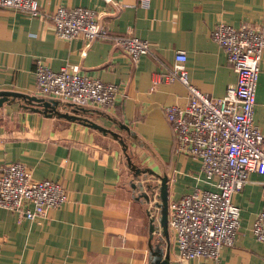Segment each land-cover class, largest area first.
<instances>
[{"label":"crops","instance_id":"crops-1","mask_svg":"<svg viewBox=\"0 0 264 264\" xmlns=\"http://www.w3.org/2000/svg\"><path fill=\"white\" fill-rule=\"evenodd\" d=\"M36 1L49 13L58 7L93 10L109 34L145 40L150 52L133 62L107 40L61 39L48 20L0 9V91L44 98L36 86L37 62L56 72L77 68L79 75L116 84L113 108L91 107L108 117L93 113L90 120L119 133L137 167L167 175L168 203L195 188L214 190L199 161L175 151L164 115L166 106L187 104L186 87L179 81L154 84V77L168 74L181 51L190 84L222 98L237 74L210 33L220 22L264 27V0H147L145 5L141 0ZM259 69L253 120L264 135V51ZM9 163L24 165L35 180L61 184L68 200L32 222L0 207V264H150V248L161 238L158 214L153 202L136 199L122 146L113 137L24 111L19 102L4 104L0 168ZM262 181L264 176L252 172L232 195L240 209L234 245L222 248L217 261L200 258L187 264H264V244L251 233L262 206ZM151 209L157 230L153 240L147 215ZM169 242V264H185L171 230Z\"/></svg>","mask_w":264,"mask_h":264},{"label":"built area","instance_id":"built-area-1","mask_svg":"<svg viewBox=\"0 0 264 264\" xmlns=\"http://www.w3.org/2000/svg\"><path fill=\"white\" fill-rule=\"evenodd\" d=\"M145 5L147 0H141ZM0 9L19 12L52 23L56 35L65 40L83 37L91 43L107 40L133 62L150 52V44L134 36L111 35L99 26L95 11L58 7L49 13L36 0H0ZM237 74L235 84L222 98H212L188 81L186 56L178 51L175 64L166 75L154 77V84L179 81L188 92L184 107L164 108L176 152L196 159L206 183L214 190L195 188L168 203V227L173 232L179 258L217 261L224 247L234 245L239 228L240 209L232 195L240 191L252 172L264 176V135L254 123L253 114L259 68L264 51V27L242 24L238 28L220 22L210 33ZM36 86L44 98L80 107L109 110L114 107L119 86L79 75L77 68L53 71L37 62ZM262 206L251 233L264 244V181ZM65 188L49 180H35L20 163L0 168V207L28 221L44 219L48 210L67 202Z\"/></svg>","mask_w":264,"mask_h":264},{"label":"water","instance_id":"water-1","mask_svg":"<svg viewBox=\"0 0 264 264\" xmlns=\"http://www.w3.org/2000/svg\"><path fill=\"white\" fill-rule=\"evenodd\" d=\"M111 3L110 0H106ZM99 26H102V22L99 21ZM92 41L91 43H93ZM15 102L20 103V107L24 111L37 112L47 117H55L58 119L66 120L68 122H75L81 124L85 127L91 128L100 132L103 135H109L117 140L122 146L124 157L126 160L127 167L133 176V180L130 184L131 188L137 192L136 199H143L147 204L153 202V207L156 209L158 214V225L159 234L161 236L160 241L151 246L150 248V264H169V227H168V177L165 173H157L146 168H138L135 166L134 161L128 152V143L122 138L119 133H116L108 128H105L92 120H90L93 113L101 114L102 116L108 115L105 112L95 110L92 108L80 107L71 103H62L59 100L42 98L37 96H28L23 94H18L14 92L0 91V108L4 104H13ZM62 109V110H61ZM113 120L118 128L122 131L129 133L127 126L120 124L119 122ZM129 137V135H127ZM148 173L158 180L157 184H152L147 182L143 185L139 177L142 174ZM156 200H154L155 198ZM154 210V209H153ZM148 210L147 215L149 217V234L150 239L153 240V235L157 231L154 225L155 216H152L153 211ZM163 240V242H162ZM163 247V248H162ZM164 249V250H163ZM165 251V252H164Z\"/></svg>","mask_w":264,"mask_h":264},{"label":"rangeland","instance_id":"rangeland-1","mask_svg":"<svg viewBox=\"0 0 264 264\" xmlns=\"http://www.w3.org/2000/svg\"><path fill=\"white\" fill-rule=\"evenodd\" d=\"M135 164V163H134ZM136 166V164H135ZM137 167V166H136ZM139 168V167H138ZM141 169H143V167H140ZM139 179L141 180L142 184L143 185H146L147 182L149 183H152V184H157L158 183V180L156 178H154L153 176L149 175L148 173L146 174H142ZM155 198V197H154ZM156 200V198L154 199ZM152 207H153V203L151 204ZM154 210H156L154 207H153Z\"/></svg>","mask_w":264,"mask_h":264}]
</instances>
